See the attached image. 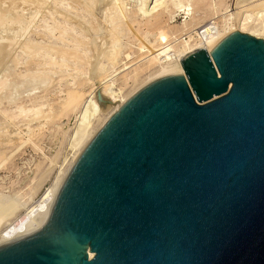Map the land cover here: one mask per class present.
<instances>
[{
	"label": "water",
	"instance_id": "95a60500",
	"mask_svg": "<svg viewBox=\"0 0 264 264\" xmlns=\"http://www.w3.org/2000/svg\"><path fill=\"white\" fill-rule=\"evenodd\" d=\"M178 65L97 129L0 264H264V40L234 30Z\"/></svg>",
	"mask_w": 264,
	"mask_h": 264
},
{
	"label": "bare ground",
	"instance_id": "6f19581e",
	"mask_svg": "<svg viewBox=\"0 0 264 264\" xmlns=\"http://www.w3.org/2000/svg\"><path fill=\"white\" fill-rule=\"evenodd\" d=\"M48 1H52L58 9H54L53 11V6L45 10L36 9L37 7L34 9L28 6L31 0H0V34H2L0 35V52L4 49L8 51L11 49L15 50V48L18 47L17 49L21 50V55L23 54L25 56V64L34 63L37 66L47 65L52 72L53 70H60L79 73L86 70L87 68L85 66L89 65V69L93 70L95 73L92 78L96 75L98 80L97 78H94L95 81L88 78L87 88L84 93L85 95L87 94L86 96L89 99H87L88 101L83 108L79 110V114L75 111L78 101L74 98L70 99V102L67 104V109L55 112L59 119L68 117L71 113L73 117L70 121L68 120V124L59 125V128L65 129L62 135L63 137H59V135L56 134L58 130L55 129L54 146L52 145L54 152L51 156V163L46 168L41 169L38 179L35 180V178H31L33 190H38L42 187L45 180L56 166L58 167V171L51 179L50 184L42 191L39 199L37 201L34 200L35 202H31L25 207L23 205L24 210L21 215L14 220V222L12 221L10 228H8L6 232L3 230L4 233H0V243L20 235L28 234L42 225L41 215L46 210L70 166L88 140L129 96L149 80L157 74L163 73L166 69L179 68L178 62L182 55L198 47L206 46L212 40L225 36L234 30L248 32L255 36L262 37L264 40V0H230L229 4L225 0H211L210 6L208 7L212 9V17L206 22H202L201 19L194 20L192 16L191 0H136L133 3L131 2L132 4L129 2L130 0H35L39 7L42 4L46 6ZM24 3H26L27 6H24ZM126 3L130 4L126 6ZM98 5L102 6L101 11L104 13L102 19L104 18L105 24L100 23V21H97L95 18V11ZM170 6L174 7L176 10H184L185 15L188 16L190 21L183 22L180 27H168L163 23H157L150 30L147 29L144 31L142 37L138 39L141 42V46L138 48L140 51L139 54L141 55L139 59L142 61L144 60L143 64L138 66L135 64V70L132 71L133 68L131 69L133 74L129 71L132 75L130 74L129 77H122L124 79L123 83L121 82L122 85L116 87L111 78L107 79L108 71L101 61L96 59L97 61L93 63L92 61L95 60L94 57L92 61L91 59L89 61L91 48L94 44L95 49H97L96 40L100 39L105 46L97 50L93 49L97 51L96 56L105 59L107 62L106 64L115 68L119 56L123 53V49L121 50V47H123V45L121 46V39L124 36L122 29L123 19L133 15H139L142 16V18L148 19L152 16L158 17L163 13L171 14ZM12 7L14 11L13 15L9 13ZM26 10L29 13V19L25 17ZM47 16L50 17L53 23L52 25H46V27H48L46 28L47 32L55 39L54 41L52 40V43L34 40L31 39V37L24 38V32L29 26L35 25L36 21L39 19L38 17L44 20ZM252 18H257V21L260 20V25L258 26L259 23L254 21V19L252 20ZM108 22H110L109 26ZM56 33L58 35H56ZM14 44L17 45L14 46ZM14 52L15 51H12V55H15L17 58L18 55ZM128 57H130V53H125L124 58ZM14 61H16V59ZM17 61L20 62L18 58ZM90 62L92 64H90ZM98 82L99 86H102H100V88L98 87V90L96 92L94 91V94L90 93V89L95 87L94 85ZM129 82H131V85H129ZM26 108L20 107L17 113H7L13 118L20 115H31L30 117H26L22 124V130L31 139L39 131H37V129L44 126L47 120H49L48 118L55 113L52 112L50 108V111L46 113L42 112L41 108L37 106ZM97 115H100L99 123L95 127H92L91 120ZM33 119L37 120L38 124L37 127L30 128V121L32 122ZM40 119L42 120L39 121ZM73 119L75 120L72 122ZM74 130L75 136L72 137L71 142L67 146L68 148H66L68 157L61 159L62 156L59 155V153L63 140L68 138L70 135L69 132L71 131H73L72 134L74 135ZM50 136L52 137V135ZM7 196L0 195V220L6 216L12 215L10 213L15 212L20 205L19 201L12 198L8 199ZM10 222L11 221L8 223ZM91 255L92 252L88 251V256Z\"/></svg>",
	"mask_w": 264,
	"mask_h": 264
},
{
	"label": "rangeland",
	"instance_id": "374dc122",
	"mask_svg": "<svg viewBox=\"0 0 264 264\" xmlns=\"http://www.w3.org/2000/svg\"><path fill=\"white\" fill-rule=\"evenodd\" d=\"M134 1L136 0H130L129 2L133 3ZM225 1L228 4L230 3V0H225ZM190 2L192 3V6H191L192 16L194 17V20L201 19L202 22H206L210 17H212V9L208 7L210 6L211 0H206V1L205 0H191ZM31 3L29 4L27 3V4L29 7H32L34 9L37 7L36 9L45 10V9H49V7H52V6H53L52 7L53 11L54 9H58L57 6H55V4L52 1H48L46 6L45 4H42L40 7L39 5L37 6L35 0H31ZM130 3H126V6L129 5ZM24 4H25L24 6H27L26 3ZM101 7H102L101 5L97 6L96 11H95V18L97 19V21H100V23H104V18L102 19V17H104L102 15H104V13H102ZM170 8H171V14L163 13L162 15L158 17L152 16L151 18H148L149 20L146 18H142V16H139V15H133L134 17L133 16L125 17L123 19L122 29H123L124 36L121 39V42H122L121 46L123 45V47H121V50L123 49L122 50L123 53L121 56H119L118 62L116 64L117 66H115V68H112L110 67L111 65L109 66L108 64H106L107 62L105 59H102L96 56L97 51L93 50L95 49L94 44L90 51L89 61L90 59L92 61L93 57L95 59L92 61L93 63L96 62L97 60L101 61L104 64L106 70L108 71L107 79L111 78L116 87H118L119 85H122L123 80H124L123 78L127 76L129 77L131 73L133 74L132 71L135 70L136 65L138 66V65L143 64L144 60L142 61L139 59L141 55L139 54L140 51L138 48L141 46V42L138 39L142 37V33L144 31H146L147 29L150 30L157 23H163L168 27H173V26L180 27L182 26L183 22L190 21L188 16L185 15L184 10H181V11L176 10L172 6H170ZM12 9L13 7L10 8L11 12H9L11 15H13V12H14ZM25 17L29 19V13L27 10L25 11ZM254 17H257V16H254ZM38 18L39 19L36 21L34 25L35 27L29 26V28L26 29V31L23 34L25 36L24 38L31 37V39H34V40L44 41L45 43H52L55 39L49 35L46 29L48 28L46 27L47 24H50V25L53 24L52 20L48 16L45 17L44 20L41 17H38ZM253 19L254 18H252V20ZM257 20H258L257 18L254 19V21L259 23L260 20L259 21ZM109 25H110V22H108V26ZM259 25L260 23L258 24V26ZM56 35L58 34L56 33ZM96 44H97L96 45L97 49L101 48L102 46H105L103 42L100 41V39L96 40ZM16 45L17 44H14V46ZM17 48L18 47H16L15 50L11 49L9 51L7 49H4L3 51L0 52V195H4V196L8 195L7 196L8 199L12 198L20 202V205L16 209V211L13 213H10L12 215L9 214L10 216H6L5 218L0 220V233L2 234L4 233L3 230H5L6 232L8 228H10V224L12 223V221L14 222V220H16L21 215V213L24 210L23 208L26 205L30 204L31 202H35L39 199L42 191H44V189L50 184L51 179L56 175L58 171L57 170L58 167L56 166L52 170L50 175L47 177L42 187H40L38 190H33L31 178H35V180L38 179L41 169L46 168L51 163V156L54 152V148L52 147V145L55 139L54 138L55 129L58 130L56 134H58L59 137H61L65 129L59 128V125L61 126V125L68 124L70 119L73 117L71 113L70 116L59 119L55 112L67 109V104L70 102V99L74 98L78 101L75 111L77 114H79V110L83 108V106L88 101L87 99H89L86 96L87 94L85 95L84 93L85 89L87 88L86 86H87L88 78L94 81L97 78L96 75L94 76L95 79L92 78L95 73L93 72V70L89 69L90 68L89 65H87L88 67L85 66L87 68L86 70L77 73L75 71H65L64 72L60 70L59 71L53 70L52 72V70H49L47 65L37 66L34 63L25 64L26 62V59H24L25 56L23 54L21 55V50ZM12 51H15L14 53L18 55L17 58L18 60H20V62L17 61V58L15 55H12ZM125 53H130V57L124 58ZM15 59L17 62L14 61ZM90 64L92 63L90 62ZM41 69L44 71H42ZM129 71L131 73H129ZM40 73L42 74V76ZM125 73L129 75H126ZM45 74L48 76H46ZM123 75H126V76H123ZM129 85H131V82H129ZM94 86L95 87L92 88L93 90L90 89L89 91L92 94H94L98 90L97 88L98 87L100 88V86L102 85L99 86V82H98ZM34 106L40 107L41 111L44 113L49 112L51 110L55 114L50 116L46 124L42 126L41 128L37 129V131L38 130L39 131L35 134L34 137L30 139L28 135L25 134L24 131L22 130V124L24 122L23 120L26 119V117L28 116L30 117L31 115H27V116L20 115L18 117L13 118L9 116V113H12V112L17 113L20 107L30 108ZM97 116H94L91 120L92 127H95L99 123L100 115H97ZM41 120L42 119H40L39 121ZM74 120L75 119H73L72 122ZM37 124H38V121L33 119L32 122L30 121V128H35V126L37 127ZM72 133L73 131L69 132L70 135L68 134L69 135L68 138L63 140V144L61 145V149L59 153V155L62 156L61 159L64 157H68V151H66V148H68L67 146L71 142L72 137L75 136V130H74V135ZM50 135H52V137ZM50 143H51V146H50ZM9 194L11 195V197ZM9 221L11 222L8 223Z\"/></svg>",
	"mask_w": 264,
	"mask_h": 264
}]
</instances>
